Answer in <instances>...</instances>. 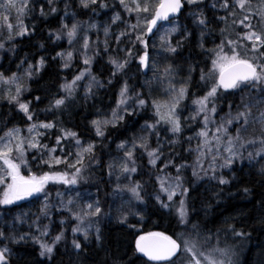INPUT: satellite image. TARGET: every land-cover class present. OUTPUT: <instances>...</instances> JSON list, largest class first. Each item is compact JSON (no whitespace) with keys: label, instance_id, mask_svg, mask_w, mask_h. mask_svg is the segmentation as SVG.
<instances>
[{"label":"snow or ice","instance_id":"1","mask_svg":"<svg viewBox=\"0 0 264 264\" xmlns=\"http://www.w3.org/2000/svg\"><path fill=\"white\" fill-rule=\"evenodd\" d=\"M254 232L264 0H0V264H264Z\"/></svg>","mask_w":264,"mask_h":264},{"label":"trees","instance_id":"2","mask_svg":"<svg viewBox=\"0 0 264 264\" xmlns=\"http://www.w3.org/2000/svg\"><path fill=\"white\" fill-rule=\"evenodd\" d=\"M52 27H55V25H52ZM62 167V166H61ZM35 171V169H33ZM95 191V189H93ZM233 193H236V189H233ZM252 197H248V199H245L244 197H240L238 201H232L231 203H239L242 207L247 206L245 208L246 211L249 213L251 212V205L248 203V200H250ZM226 207L224 209H220V211H227V207L229 206L228 201H225ZM235 214V213H233ZM227 218V216L225 217ZM245 223H248V221H244ZM168 228V221L167 219H161L159 216H152L150 219L146 218L141 224H137L136 229L127 228L121 225H117L115 221L109 226L110 229V239L114 242L113 250L119 251L120 254H123L126 252L129 248V245L133 241V236L129 233H133L137 230L143 234L146 231H164ZM254 240L260 241L264 240V236H261L259 232L253 233ZM111 255V253H109ZM131 255V253H129ZM30 259H36V257H31ZM99 259L103 260L105 259V254L103 252H100L99 257H95L93 255L92 259H89L86 264H93V261ZM57 264H60L59 261H57ZM65 264H67V261L65 259Z\"/></svg>","mask_w":264,"mask_h":264},{"label":"rangeland","instance_id":"3","mask_svg":"<svg viewBox=\"0 0 264 264\" xmlns=\"http://www.w3.org/2000/svg\"><path fill=\"white\" fill-rule=\"evenodd\" d=\"M26 174V173H25Z\"/></svg>","mask_w":264,"mask_h":264}]
</instances>
